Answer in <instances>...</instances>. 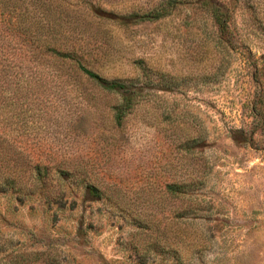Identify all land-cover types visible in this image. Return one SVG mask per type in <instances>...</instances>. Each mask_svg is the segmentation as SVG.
<instances>
[{
    "label": "rangeland",
    "instance_id": "1",
    "mask_svg": "<svg viewBox=\"0 0 264 264\" xmlns=\"http://www.w3.org/2000/svg\"><path fill=\"white\" fill-rule=\"evenodd\" d=\"M0 1V264H264V0Z\"/></svg>",
    "mask_w": 264,
    "mask_h": 264
},
{
    "label": "trees",
    "instance_id": "2",
    "mask_svg": "<svg viewBox=\"0 0 264 264\" xmlns=\"http://www.w3.org/2000/svg\"><path fill=\"white\" fill-rule=\"evenodd\" d=\"M6 5L7 2L6 1H0V16L3 18L4 16L1 15L2 12H6L8 13V11L6 10ZM157 14H154V12H150L148 14H144V18H153L154 16H156ZM11 26L13 27V25L11 24ZM17 30V32L21 34H23V31L17 27L15 28ZM49 51L51 54L58 56V57H62L65 58L67 57L68 53L62 51L60 48H57L56 46L50 47ZM79 69H81L87 76H89L91 79H93L96 83H98L100 86L110 89V88H117V89H125L124 84L117 82V81H109L106 78L102 77L101 75H99L98 73L88 69L87 67L83 66L82 64H79Z\"/></svg>",
    "mask_w": 264,
    "mask_h": 264
}]
</instances>
